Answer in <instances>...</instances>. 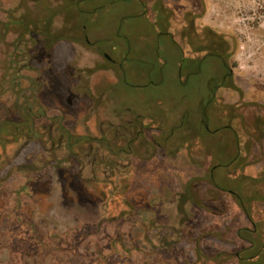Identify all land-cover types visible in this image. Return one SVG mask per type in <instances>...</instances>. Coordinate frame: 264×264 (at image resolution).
Segmentation results:
<instances>
[{
    "label": "rangeland",
    "instance_id": "1",
    "mask_svg": "<svg viewBox=\"0 0 264 264\" xmlns=\"http://www.w3.org/2000/svg\"><path fill=\"white\" fill-rule=\"evenodd\" d=\"M68 2L0 0V264H264V0Z\"/></svg>",
    "mask_w": 264,
    "mask_h": 264
},
{
    "label": "trees",
    "instance_id": "2",
    "mask_svg": "<svg viewBox=\"0 0 264 264\" xmlns=\"http://www.w3.org/2000/svg\"><path fill=\"white\" fill-rule=\"evenodd\" d=\"M85 1L92 2L94 0H69V2L67 3L70 6L68 8L72 10L69 11V19L76 22V26L70 29V31L72 32H76L80 30V28L83 30L84 26L80 27L82 22L97 13L96 10H84L82 6ZM55 15L56 13L50 15V17H47L46 20L51 24ZM15 21L16 20H14V23ZM45 35L50 36V44L51 46H53L56 41L66 37L67 33L65 34L64 30H60L57 33H52L51 26L50 29L49 26H47L45 30ZM68 35L69 37L71 36V34ZM74 39L78 40V37H74ZM216 57L221 60L222 66L226 72L225 75L230 77L233 76L232 69L228 67L226 58L219 53H216ZM14 80H16V78H14ZM15 85L18 87V89L14 93L17 95L18 98L22 97V101L16 103V108L14 110L4 107L3 102H0V145H4L7 142L4 138V135L7 133L13 134L15 139H18L19 134L24 135L26 138H38L40 136L39 130L44 127L42 121L43 119L48 118L46 110L40 103L41 88H38L39 91L37 94H27L26 92L22 94V92L25 91L26 88L24 89V87H22L19 83H16L13 86ZM27 88H30V86ZM32 100L35 102H32ZM36 102L38 105L34 106V103ZM51 119L55 120L56 118L52 117ZM56 127V129L59 130L60 134L59 141L65 140L66 144L68 143L69 148H71V153L74 154L76 151L78 152L77 148H79L86 141L87 137L84 138L82 136H77L73 134L68 128H66L61 123H59ZM72 148H76L75 151ZM254 247L255 245H250V249ZM258 255L259 252H256L254 255L250 256L247 259L255 258Z\"/></svg>",
    "mask_w": 264,
    "mask_h": 264
},
{
    "label": "flooded vegetation",
    "instance_id": "3",
    "mask_svg": "<svg viewBox=\"0 0 264 264\" xmlns=\"http://www.w3.org/2000/svg\"><path fill=\"white\" fill-rule=\"evenodd\" d=\"M182 60H183V58H182ZM199 68H200V67H199ZM195 73H197V71H196ZM226 78H227V76L224 75V76H223V79L225 80Z\"/></svg>",
    "mask_w": 264,
    "mask_h": 264
}]
</instances>
